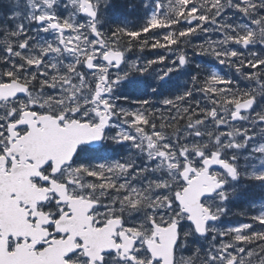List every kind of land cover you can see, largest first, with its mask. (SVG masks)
<instances>
[{
	"label": "snow or ice",
	"instance_id": "6c2138e0",
	"mask_svg": "<svg viewBox=\"0 0 264 264\" xmlns=\"http://www.w3.org/2000/svg\"><path fill=\"white\" fill-rule=\"evenodd\" d=\"M253 187L264 0H0V264H264Z\"/></svg>",
	"mask_w": 264,
	"mask_h": 264
},
{
	"label": "flooded vegetation",
	"instance_id": "af4514ba",
	"mask_svg": "<svg viewBox=\"0 0 264 264\" xmlns=\"http://www.w3.org/2000/svg\"><path fill=\"white\" fill-rule=\"evenodd\" d=\"M118 3L123 4L124 3V0H118ZM120 12L123 13L124 15H127V12L123 8L120 9ZM194 42L195 41H193V43ZM247 197L250 200H254V201L259 202L260 199H261V197H264V192H262L259 188L253 187L247 193ZM245 207H246V202L245 201H241V202H239L237 205H235L233 207V212H239V211H241ZM233 217L234 216H232L230 218H225L224 219V224L222 226L227 227L228 221L229 220H232ZM234 221H236L238 223H240V222H248V220L246 218H242V217H239V216H236L235 219H234ZM185 255H187V254L185 253Z\"/></svg>",
	"mask_w": 264,
	"mask_h": 264
},
{
	"label": "rangeland",
	"instance_id": "374dc122",
	"mask_svg": "<svg viewBox=\"0 0 264 264\" xmlns=\"http://www.w3.org/2000/svg\"><path fill=\"white\" fill-rule=\"evenodd\" d=\"M208 38H211V39H216L217 37H215V36H211V37H208ZM203 39H205V37H201V40H203ZM200 41H195L194 43H199ZM256 50H259V48H257ZM153 55H155V53L153 52L151 55H148V56H145V57H147V58H152L153 57ZM197 62H200V60H199V58H197ZM243 86H244V84H243ZM236 223H238V222H236V221H234V219H232V220H229L228 221V224H227V226L229 225V224H236Z\"/></svg>",
	"mask_w": 264,
	"mask_h": 264
},
{
	"label": "trees",
	"instance_id": "16d2710c",
	"mask_svg": "<svg viewBox=\"0 0 264 264\" xmlns=\"http://www.w3.org/2000/svg\"><path fill=\"white\" fill-rule=\"evenodd\" d=\"M127 16H129V18L131 19V18H133L134 14L127 13ZM145 53L148 54V53H153V52H151V51H146ZM241 87H244L243 84H241Z\"/></svg>",
	"mask_w": 264,
	"mask_h": 264
}]
</instances>
